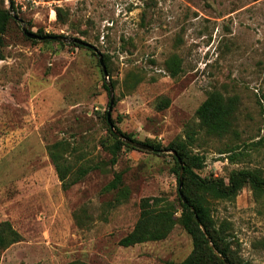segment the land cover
<instances>
[{"label":"rangeland","instance_id":"374dc122","mask_svg":"<svg viewBox=\"0 0 264 264\" xmlns=\"http://www.w3.org/2000/svg\"><path fill=\"white\" fill-rule=\"evenodd\" d=\"M13 1V17L30 31L80 38L102 52L115 88L112 118L123 132L162 146L186 140L190 153L204 157L194 168L202 177L264 173V0ZM10 5L0 0V8ZM22 25L9 22L0 58V223L21 234L0 252V264L183 261L194 243L181 224L163 240L119 244L143 197L176 200L174 153L124 145L111 163L110 94L98 54L31 38ZM215 89L240 98L235 130L224 136L206 134L196 113ZM54 144L77 166L101 167L65 188L50 155ZM123 171L127 196L119 199V190L104 187ZM209 204L228 249L225 264H264V196L246 184L234 198Z\"/></svg>","mask_w":264,"mask_h":264},{"label":"trees","instance_id":"16d2710c","mask_svg":"<svg viewBox=\"0 0 264 264\" xmlns=\"http://www.w3.org/2000/svg\"><path fill=\"white\" fill-rule=\"evenodd\" d=\"M12 10L15 8L13 0ZM57 8V13L60 16L63 10ZM10 9L0 8V58H3V46L5 33L8 30L9 22L14 18ZM38 37L44 39H54L55 34H43L42 30L37 33ZM80 39V38H79ZM63 42V41H62ZM79 46L84 44L74 42ZM92 50L90 46H87ZM93 53H96L92 50ZM107 58H105V63ZM173 74H176L180 69V63L174 58L171 62ZM108 69V68H107ZM110 74V73H109ZM114 85V84H113ZM104 86L109 91V86L105 82ZM110 103V101H109ZM168 103V102H167ZM240 104L238 95H225L220 90H211L208 92L206 99L197 108V116L199 118V128L205 131L208 135L224 136L235 130L237 119V111ZM108 130L113 136V142L107 145L112 154L111 163H116L118 155L124 145L130 148L135 146L125 142L112 129L105 115ZM113 120V118H112ZM114 122V120H113ZM115 124V129L122 132L126 136L136 140L130 134L123 132ZM194 131L188 132L190 142L195 139ZM144 143L155 147L156 151L164 149L174 150L176 154V167L174 171L178 178V194L176 200H170L166 196H145L140 201V215L133 229L119 240V244L127 247L147 241H158L165 239L177 224H181L192 236L194 247L192 252L178 264H225L229 260L228 249L224 243V238L215 226L214 218L211 212L209 199H232L246 185L250 184L257 197L264 196V173L259 169L241 168L234 169L228 176V181L224 178L202 177L195 171L194 168H202L204 165V157L199 154H192L188 150V143L184 139H176L170 142L167 146H162L160 143L150 140ZM140 149V148H139ZM50 155L56 167L58 176L65 188L78 182L86 176L91 170L101 167L99 164H82L77 166L70 162L61 151L58 149V144L50 147ZM234 161L235 156H230ZM179 159L184 162V181L181 191L180 186V169L181 164ZM105 191L119 190V199L127 196V186L124 183V171L116 172L114 177L105 185ZM186 199L187 201H185ZM194 207L195 211L191 209ZM198 215V219L196 214ZM201 223L206 228L203 231ZM207 234L218 250V254L214 252ZM21 240L20 232L13 227L10 221L0 223V252L8 247L9 244ZM224 257V258H221ZM65 264H91L85 260L75 259ZM233 264H245L237 262Z\"/></svg>","mask_w":264,"mask_h":264},{"label":"water","instance_id":"95a60500","mask_svg":"<svg viewBox=\"0 0 264 264\" xmlns=\"http://www.w3.org/2000/svg\"><path fill=\"white\" fill-rule=\"evenodd\" d=\"M12 8V3L10 5V10ZM12 12V11H10ZM14 17L18 20H20L23 25H22V29L24 31V33L31 37V38H39L38 35L32 31H30L28 29V26L24 23L23 19H21L17 14H14ZM54 39L56 40H59V41H63V42H77V43H81V44H84V45H87V46H90L91 48H93V50H95V52L98 54L99 56V60L101 62V65H102V68L104 70V73H105V77H106V80H107V84L109 86V90H110V103H109V107H108V110H107V119H108V122L109 124L111 125V129L121 138L123 139L125 142L135 146L136 148H140V149H145V150H150V151H153L155 150V147L152 146V145H149V144H146L144 142H141V141H138V140H134L128 136H126L125 134H123L122 132L118 131L117 129H115V124L112 120V111H113V108H114V104H115V88H114V85L111 81H109V72H108V69H107V65L105 63V60H104V56L102 54V52L100 50H98V48L91 44V43H88L82 39H79V38H76V37H66V36H63V35H57V36H53ZM174 154H176V151L174 150H171ZM180 161V164H181V169H180V186H179V190L181 191L182 189V185H183V181H184V170H185V165H184V162L179 159ZM185 201H187L186 199H184ZM191 209H194V207H192ZM196 214V213H195ZM196 217L198 219V215L196 214ZM201 226H202V229L204 232H206V228L204 227V225L201 223ZM207 239L209 241V244L211 245L212 249L215 250V252L219 253L217 249H215V246L211 240V237L209 236V234H207ZM224 258V257H223ZM227 264H230L229 262Z\"/></svg>","mask_w":264,"mask_h":264}]
</instances>
